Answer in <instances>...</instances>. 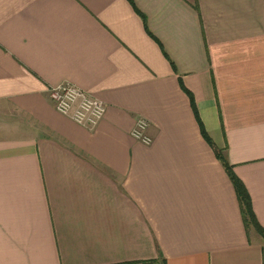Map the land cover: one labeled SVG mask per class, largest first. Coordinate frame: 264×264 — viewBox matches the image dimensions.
I'll list each match as a JSON object with an SVG mask.
<instances>
[{"label": "crops", "instance_id": "obj_1", "mask_svg": "<svg viewBox=\"0 0 264 264\" xmlns=\"http://www.w3.org/2000/svg\"><path fill=\"white\" fill-rule=\"evenodd\" d=\"M223 159L264 230V0H0V264H264Z\"/></svg>", "mask_w": 264, "mask_h": 264}, {"label": "built area", "instance_id": "obj_2", "mask_svg": "<svg viewBox=\"0 0 264 264\" xmlns=\"http://www.w3.org/2000/svg\"><path fill=\"white\" fill-rule=\"evenodd\" d=\"M49 96L60 114L82 126H97L106 113L107 105L103 100L71 82L50 87ZM149 125L146 118H138L131 131L132 136L141 143L150 145L153 137L149 133Z\"/></svg>", "mask_w": 264, "mask_h": 264}, {"label": "trees", "instance_id": "obj_3", "mask_svg": "<svg viewBox=\"0 0 264 264\" xmlns=\"http://www.w3.org/2000/svg\"><path fill=\"white\" fill-rule=\"evenodd\" d=\"M182 87L185 89V91H187V93L189 94V96L191 98L192 104H194L193 96L191 95V93L184 87L183 84H182ZM203 135L205 136V138L207 139V141L211 144V140L206 135V133L204 132V130H203ZM212 146H213V149L215 150V152L217 153V155L222 158L219 149L214 144ZM223 162H224L225 168L227 169V171H228L231 179L233 180V182H234V184H235V186L237 188V191L239 193V197H240L241 201L245 205L248 222L251 223L254 227H256L259 230V232L264 236V230L261 229L259 227L258 223H257V220H256L255 215H254V213L252 211V208H251L250 198H249V195H248L245 187L243 186V184L241 183V181L238 180V178L233 173L231 167L228 166V164L225 162L224 159H223ZM147 264H148V262H147Z\"/></svg>", "mask_w": 264, "mask_h": 264}]
</instances>
